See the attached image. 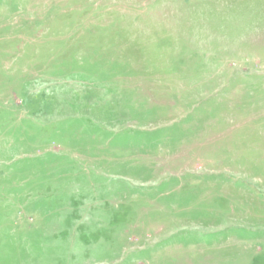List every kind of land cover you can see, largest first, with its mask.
Instances as JSON below:
<instances>
[{"label":"rangeland","instance_id":"obj_1","mask_svg":"<svg viewBox=\"0 0 264 264\" xmlns=\"http://www.w3.org/2000/svg\"><path fill=\"white\" fill-rule=\"evenodd\" d=\"M0 264H264V0H0Z\"/></svg>","mask_w":264,"mask_h":264}]
</instances>
